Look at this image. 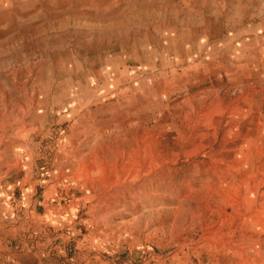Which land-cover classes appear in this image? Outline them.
I'll use <instances>...</instances> for the list:
<instances>
[{"label":"rangeland","instance_id":"1","mask_svg":"<svg viewBox=\"0 0 264 264\" xmlns=\"http://www.w3.org/2000/svg\"><path fill=\"white\" fill-rule=\"evenodd\" d=\"M0 130V264H264L254 0H0Z\"/></svg>","mask_w":264,"mask_h":264},{"label":"built area","instance_id":"2","mask_svg":"<svg viewBox=\"0 0 264 264\" xmlns=\"http://www.w3.org/2000/svg\"><path fill=\"white\" fill-rule=\"evenodd\" d=\"M65 204L68 207H71L72 205L75 204V198L74 196H67V197H61L58 198V203L57 205Z\"/></svg>","mask_w":264,"mask_h":264},{"label":"bare ground","instance_id":"3","mask_svg":"<svg viewBox=\"0 0 264 264\" xmlns=\"http://www.w3.org/2000/svg\"><path fill=\"white\" fill-rule=\"evenodd\" d=\"M95 11V10H94ZM180 32V31H179ZM137 33H139V32H137ZM168 33V32H167ZM165 34V33H164ZM187 36V35H186ZM189 38V37H188ZM190 39V38H189ZM150 40V39H149ZM186 41H187V38H186ZM155 42V41H154ZM182 50H184V48L182 49ZM183 52V51H182ZM185 52V51H184ZM183 52V53H184ZM186 54V53H185ZM181 55H182V53H181ZM181 55H180V57H181ZM183 56V55H182ZM185 56V55H184ZM160 60V59H159ZM158 62V61H157ZM82 81V80H81ZM65 92V91H64ZM10 95V94H9ZM3 97V96H2ZM27 101V100H26ZM67 103H69V102H66V104ZM22 104V103H21ZM20 106V105H19ZM22 106V105H21ZM5 107V106H4ZM23 107V106H22ZM27 107V106H26ZM8 108V107H7ZM17 109V108H16ZM18 109H19V107H18ZM14 110V109H13ZM10 111V110H9ZM18 111V110H17ZM11 112V111H10ZM19 113V112H18ZM17 114V113H16ZM14 116V115H13ZM16 117V116H15ZM21 118H23L22 116H18V119H21ZM6 122H8V120L6 121ZM6 125V124H5ZM18 125V124H17ZM7 129V128H6ZM1 131V130H0ZM13 131H15V129L13 130ZM20 133V132H19ZM22 137V136H21ZM27 141V140H26ZM1 142H2V140H1ZM17 145H23L24 146V144H19V143H17ZM22 146V147H23ZM19 147V146H18ZM25 148V147H24ZM18 149V148H17ZM20 149V148H19ZM15 152V151H14ZM22 153V152H21ZM2 159V158H1ZM5 163V162H4ZM21 164V163H20ZM1 167V166H0ZM4 169V168H3ZM11 169V168H10ZM1 171V170H0ZM2 172V171H1ZM10 172V171H9ZM3 173V172H2ZM8 173V172H7ZM1 174V173H0ZM0 178H1V176H0ZM2 182V181H1ZM3 183V182H2ZM115 197V196H114Z\"/></svg>","mask_w":264,"mask_h":264},{"label":"crops","instance_id":"4","mask_svg":"<svg viewBox=\"0 0 264 264\" xmlns=\"http://www.w3.org/2000/svg\"><path fill=\"white\" fill-rule=\"evenodd\" d=\"M255 3H259V7L264 9V0H254ZM52 213V212H51ZM58 213H52L51 219L57 220L59 218Z\"/></svg>","mask_w":264,"mask_h":264}]
</instances>
